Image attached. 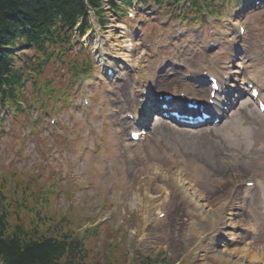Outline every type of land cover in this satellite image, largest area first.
<instances>
[{
  "label": "rangeland",
  "instance_id": "374dc122",
  "mask_svg": "<svg viewBox=\"0 0 264 264\" xmlns=\"http://www.w3.org/2000/svg\"><path fill=\"white\" fill-rule=\"evenodd\" d=\"M237 1L240 0H233V3ZM102 2L104 3L103 0ZM223 2L218 0L215 3L216 7L222 8L221 17H211L214 36L222 43L224 36L233 35L232 27L226 24L227 20L224 18ZM149 10L137 8L136 11L145 12L149 19L145 21L139 15L137 18L141 19L134 21L136 16L129 19L134 10L130 14L117 15V11H110L105 3L101 4L98 12L91 8L87 15L92 21L96 16L100 23H93L91 31L77 41L81 45L71 43L68 55L62 60L48 61L40 75L32 78L33 82H27L22 92L24 98L21 99L24 100L20 110L13 108L5 112L0 107V196L6 198L4 202H12V226L23 221L24 225L34 228L32 225L36 219L35 228L38 233H65L68 234L69 242L73 236L78 238V234L86 228L81 241L88 255L86 259L82 255L76 256V262L87 260L89 264H149L144 259H153L160 253H164L162 264L214 262L207 249L215 225L201 222V233L190 234L187 229L184 230L181 227V220L185 218L184 205L175 192L171 193L166 203L148 207L145 217L149 224L142 225L143 228L139 219L144 210L140 205L129 207L126 203L132 197L134 188L129 174L131 167L135 169V175H138L147 169L144 161L162 162L161 158L167 159L166 155L157 151L161 146L162 134L154 131V143L149 142L146 149V152L157 153L158 157L152 159V155H147L143 159L139 153V160H131L133 164L128 166L121 148L122 134L117 133L116 119L109 115L111 108L119 107V102L113 100L117 90L108 88V85L106 87V84L100 85L102 94L98 95L107 101L106 105H99L98 100H90L87 107L78 103L80 90L74 84V70H78L81 65L84 67L87 62L85 58L91 51L101 64V40L103 36H109L111 31L125 44L129 41L136 43L148 64L145 69L143 67L133 72L132 76L138 77L136 74L140 73L142 76L150 75L153 79L162 60L168 55H174V45H181L175 30L171 33L164 31L158 24L164 14L152 16ZM263 16L264 8H261L248 14L245 19L250 52L255 43H264ZM231 17H234V13L230 14L229 18ZM138 24L143 30L145 25L148 27L144 30V37L141 36ZM197 27L193 24L188 26L190 29L184 35V42L195 38L206 41L208 36L205 30L197 31ZM150 28L151 35H147ZM160 43L164 46L156 51V46ZM113 54L116 55V52L113 51ZM201 54L199 46L185 56L186 59L195 58L199 61L202 59H199ZM193 66L197 67L198 64L191 65ZM148 67L149 70L146 71ZM41 83H45L46 91L48 88L51 90L50 94L39 89ZM93 89L91 87L89 90ZM83 90L86 89H81ZM121 91H124V86ZM127 92V89L121 92L122 96L119 94V98H126ZM155 94V90L151 88L146 97L151 99ZM128 105L126 103L125 107ZM246 112L251 114V111ZM53 119L54 124L50 122ZM239 119L251 123L239 113L225 124L207 129L203 135L198 134L188 140L183 137L191 144L183 142L181 150L193 148L192 155L180 152L172 155L174 162L186 165L192 172L200 175L195 184L205 191L208 198H218L225 202L228 197L230 201L233 196L241 194L236 186L238 187L243 176L253 178L249 171L241 169L243 163L248 161L247 150L251 147L248 138L252 131ZM96 138H101V141L95 143ZM202 150L206 153L200 157L198 154ZM134 155L136 157V153ZM225 164H229V167ZM239 165L241 166L237 169ZM218 189L223 191L215 195ZM227 202L223 207L220 206L218 215H223ZM242 206L240 216L246 220L251 218L249 209L244 203ZM159 211L166 213L161 218L162 222L156 218ZM170 220H174L176 224H169ZM186 226L187 222L184 224ZM175 232L179 234L178 237ZM142 234L145 237L151 236L150 245L146 246V242L141 241Z\"/></svg>",
  "mask_w": 264,
  "mask_h": 264
},
{
  "label": "bare ground",
  "instance_id": "6f19581e",
  "mask_svg": "<svg viewBox=\"0 0 264 264\" xmlns=\"http://www.w3.org/2000/svg\"><path fill=\"white\" fill-rule=\"evenodd\" d=\"M90 9L91 8L88 7L85 13L87 14ZM94 18L97 17L95 16ZM101 43L103 46L101 51L106 60L105 65L114 69L119 85L124 86V84H126V88H128V90L129 86H131L128 98L130 97L132 102L134 99L141 102L144 99V92L149 90L148 88L150 87H154L156 90H161L164 93L179 94L180 92H184L190 97L197 99L202 98L204 100L207 99L209 89L203 85V81L201 80L197 84L191 82L188 78H185V72L182 73L181 71H178L179 68L175 69L176 71L173 76L164 77L160 82L158 81L160 76H158L155 81L150 82L147 80L146 83L143 84V81L141 80L139 84H133V79L128 77V74L132 70L135 71L141 67L143 68L148 66L147 62L145 63L143 56H141V52L136 46L137 44L132 43L131 41L125 44L121 39H119L118 35L112 31L109 36H103ZM226 44L227 46H220L218 43L214 42L215 48L220 50V54H215V49L207 52V49L204 48L199 57V59L201 57L202 59L198 62L193 61L194 64H191H200L196 71H200L207 64L211 65L216 74L222 79L223 88L221 87V89L224 91V94H222V96H215V105L213 106V110L215 112L221 111L220 114L222 116L225 115V110L223 109H225L228 104L232 103L229 97L230 93L242 92L245 89L242 80L246 81L247 76L253 78L254 83L260 90V95L264 97V66H261L260 69L257 67L258 64L256 59L258 58V54L250 56L244 54L243 52L237 53L239 50V44L234 38H227ZM113 51L116 52V55L113 54ZM237 55L238 60H234ZM119 58L124 59L126 62H130V64H128L129 66H126L127 63H125V61H122L123 63H121L122 59ZM240 65L243 66L242 70L239 69ZM169 70L174 69L170 67ZM188 70L193 71V69ZM117 89L118 92L119 88ZM135 89H138V93L134 92ZM121 92L123 91L118 92L116 98L119 94L122 95ZM172 101L177 106H180L179 101H176L174 98H172ZM136 106V103L132 104L130 111H126L125 113H131L134 116H138L139 114L137 113H139V110ZM150 107H154V104H151ZM155 108L158 109L157 107ZM125 113L121 115L119 120L116 115H113L116 118L117 126L121 127L123 125H128L130 127L128 135L132 130H135L139 135V139L136 142L127 140L123 136L120 137L121 144L123 145L121 148L123 155H125L124 157H126L125 162L127 165L133 164L131 163V160H139V153H141L140 157L143 159H145L147 155H152V159L154 157H158L155 152H146L149 142L154 143V131H161L165 135V138L163 142H160L161 146L157 149V151L163 156L166 155V158L168 159L161 158L162 160L160 161L162 162L144 161V165L147 169L138 175H135V169H132L130 166V180L132 184L134 183V188H132V197L126 202L127 205L129 207L140 205L141 209L144 210L143 215H145V206L148 202L152 200L162 201L166 199L164 196L165 193L176 192L184 205L185 218H182L181 222L184 224L187 222V227L189 229H193L194 232L201 233V222L208 225H217L219 227V229L215 232L213 242L209 246L211 252L210 256L214 261L212 264H264V244H255L249 240L250 234L254 233L252 219L257 220V223H260L258 228L261 226L264 231V202L261 200V197L257 195L258 201L256 202L258 207H260L258 209L260 217L254 215V217L249 220L242 218V215L240 216L239 212L242 205L238 202V196L236 195L231 198V201L226 206L227 209L224 211L223 215L218 216L217 213L220 206L222 205L223 207L229 198L227 197L225 202L224 200H218V198H208L205 191L201 190L200 187L195 184L199 181L200 175L192 172L190 167L189 169L186 165L176 163L172 159V155L175 156L177 153L183 152L181 150V145L185 142V139L181 137V135H195V131L176 129L160 118L158 120L159 122L157 121L153 129H150V131H144L143 129H137V125L125 119ZM258 132L263 133L264 130L263 132ZM196 134L200 133L197 132ZM262 135H264V133ZM185 144L187 143L185 142ZM257 150H259L257 147L255 149L250 147L247 150V155L249 156L248 159L250 161L252 157L257 156L258 158L261 155V152ZM263 152L264 151H262V153ZM134 153H136V157ZM202 153H204V151ZM149 158L151 159V156ZM253 175H255L254 172ZM256 177V179L260 178L261 184H264L263 171ZM153 179H155L154 182ZM248 181L251 180L245 179L242 181L244 182V186L242 184V191H254L261 189L264 192V186H260L258 189V184L255 181L252 187L245 186V183ZM219 190L220 189L217 190L215 195L221 194L223 191L222 189L221 191ZM145 221L146 218L142 216L140 219V222L142 223L141 227L146 223ZM139 230L141 232V229ZM200 264L210 263L205 261Z\"/></svg>",
  "mask_w": 264,
  "mask_h": 264
},
{
  "label": "trees",
  "instance_id": "16d2710c",
  "mask_svg": "<svg viewBox=\"0 0 264 264\" xmlns=\"http://www.w3.org/2000/svg\"><path fill=\"white\" fill-rule=\"evenodd\" d=\"M110 11L119 9L120 2L103 0ZM102 0H0V98L13 96V60L10 49L33 46L43 50L45 41H53L59 33L69 31L88 7L97 12ZM45 43V44H44ZM9 81V82H8ZM0 196V264H89L76 262L83 255L79 244L65 233L42 235L32 226L18 221L12 226L10 206ZM16 208V207H15ZM72 245V246H71Z\"/></svg>",
  "mask_w": 264,
  "mask_h": 264
}]
</instances>
